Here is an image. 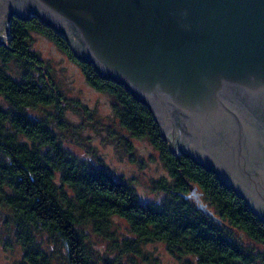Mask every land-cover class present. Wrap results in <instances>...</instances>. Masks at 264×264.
Wrapping results in <instances>:
<instances>
[{
    "label": "trees",
    "instance_id": "1",
    "mask_svg": "<svg viewBox=\"0 0 264 264\" xmlns=\"http://www.w3.org/2000/svg\"><path fill=\"white\" fill-rule=\"evenodd\" d=\"M32 30L75 60L91 85L113 95L117 128L145 134L157 149L167 170L151 180V188L162 192L159 201L140 200L129 179L64 144L69 126L63 107L89 120L90 109L63 96L50 66L30 47ZM5 32L0 42V238L18 246L16 264H132L139 243L147 240L160 241L184 264H264V220L212 170L171 150L150 108L123 83L79 59L62 33L36 14H12ZM190 187L196 196L185 195ZM196 199L221 222L205 214Z\"/></svg>",
    "mask_w": 264,
    "mask_h": 264
},
{
    "label": "water",
    "instance_id": "2",
    "mask_svg": "<svg viewBox=\"0 0 264 264\" xmlns=\"http://www.w3.org/2000/svg\"><path fill=\"white\" fill-rule=\"evenodd\" d=\"M28 13L123 83L171 150L212 170L264 220V0H0V42L9 16Z\"/></svg>",
    "mask_w": 264,
    "mask_h": 264
},
{
    "label": "rangeland",
    "instance_id": "3",
    "mask_svg": "<svg viewBox=\"0 0 264 264\" xmlns=\"http://www.w3.org/2000/svg\"><path fill=\"white\" fill-rule=\"evenodd\" d=\"M69 33L79 41L71 30ZM31 36L30 47L37 50L50 66L49 71L63 96L76 98L90 109L89 120L82 112L63 107V115L69 126L67 131L64 129L65 126L63 128L64 144L78 156L89 159L94 164L101 162L113 175L129 179L140 200L159 201L162 192L151 188V180L165 176L167 170L148 137L145 134L131 135L117 128L112 107L113 95L91 85L84 77L79 64L49 37L34 30L31 31ZM108 129L112 134L108 133ZM121 134L128 141V147L127 142L121 143L119 137ZM120 224L122 225L121 222ZM18 255L16 243L8 245L1 237L0 264H16ZM132 264H184V262L167 251L160 241L147 240L139 243V251L135 254ZM190 264L199 263L191 260Z\"/></svg>",
    "mask_w": 264,
    "mask_h": 264
},
{
    "label": "flooded vegetation",
    "instance_id": "4",
    "mask_svg": "<svg viewBox=\"0 0 264 264\" xmlns=\"http://www.w3.org/2000/svg\"><path fill=\"white\" fill-rule=\"evenodd\" d=\"M72 37V36H71ZM176 149H178V148H176Z\"/></svg>",
    "mask_w": 264,
    "mask_h": 264
}]
</instances>
